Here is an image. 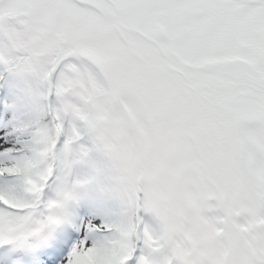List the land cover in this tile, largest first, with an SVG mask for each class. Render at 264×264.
I'll return each mask as SVG.
<instances>
[{
    "label": "snow or ice",
    "instance_id": "1",
    "mask_svg": "<svg viewBox=\"0 0 264 264\" xmlns=\"http://www.w3.org/2000/svg\"><path fill=\"white\" fill-rule=\"evenodd\" d=\"M0 264H264V0H0Z\"/></svg>",
    "mask_w": 264,
    "mask_h": 264
}]
</instances>
